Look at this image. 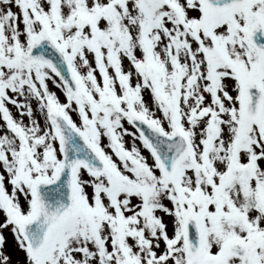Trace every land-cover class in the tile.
Here are the masks:
<instances>
[{
	"label": "snow or ice",
	"instance_id": "snow-or-ice-1",
	"mask_svg": "<svg viewBox=\"0 0 264 264\" xmlns=\"http://www.w3.org/2000/svg\"><path fill=\"white\" fill-rule=\"evenodd\" d=\"M0 264H264V0H0Z\"/></svg>",
	"mask_w": 264,
	"mask_h": 264
},
{
	"label": "rangeland",
	"instance_id": "rangeland-1",
	"mask_svg": "<svg viewBox=\"0 0 264 264\" xmlns=\"http://www.w3.org/2000/svg\"><path fill=\"white\" fill-rule=\"evenodd\" d=\"M61 99H63V97H61Z\"/></svg>",
	"mask_w": 264,
	"mask_h": 264
}]
</instances>
